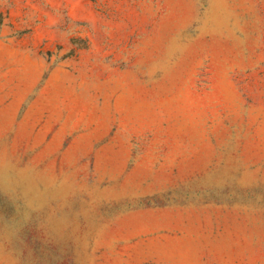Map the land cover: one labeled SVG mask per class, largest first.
<instances>
[{
    "label": "rangeland",
    "instance_id": "1",
    "mask_svg": "<svg viewBox=\"0 0 264 264\" xmlns=\"http://www.w3.org/2000/svg\"><path fill=\"white\" fill-rule=\"evenodd\" d=\"M0 264H264V0H0Z\"/></svg>",
    "mask_w": 264,
    "mask_h": 264
}]
</instances>
